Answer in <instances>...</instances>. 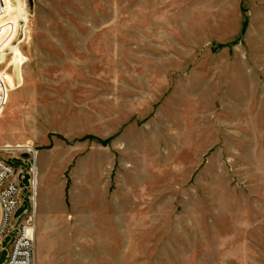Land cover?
I'll return each mask as SVG.
<instances>
[{"label": "rangeland", "instance_id": "374dc122", "mask_svg": "<svg viewBox=\"0 0 264 264\" xmlns=\"http://www.w3.org/2000/svg\"><path fill=\"white\" fill-rule=\"evenodd\" d=\"M0 76L34 264H264V0H0Z\"/></svg>", "mask_w": 264, "mask_h": 264}, {"label": "built area", "instance_id": "2783aa9c", "mask_svg": "<svg viewBox=\"0 0 264 264\" xmlns=\"http://www.w3.org/2000/svg\"><path fill=\"white\" fill-rule=\"evenodd\" d=\"M29 152L17 159L22 161L23 165L29 164L27 173L32 177L30 180L32 188L36 181V153ZM25 179L26 173L22 170L16 171L9 159L0 158V254L5 251L3 240L9 234L16 232L3 264H34L33 216L30 212H26L15 219L22 192L21 183Z\"/></svg>", "mask_w": 264, "mask_h": 264}, {"label": "bare ground", "instance_id": "6f19581e", "mask_svg": "<svg viewBox=\"0 0 264 264\" xmlns=\"http://www.w3.org/2000/svg\"><path fill=\"white\" fill-rule=\"evenodd\" d=\"M3 48L5 47L6 48H9V44H3L2 46ZM14 63L16 64V69L18 71V74H19V70H20V67H21V64H22V60L19 59V58H14ZM19 81H20V75H19ZM3 85H2V81H1V76H0V90L2 89Z\"/></svg>", "mask_w": 264, "mask_h": 264}]
</instances>
